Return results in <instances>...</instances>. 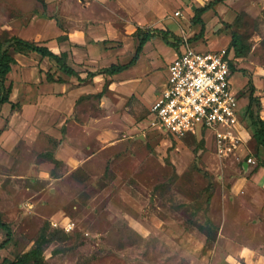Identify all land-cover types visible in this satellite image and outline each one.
<instances>
[{"label":"rangeland","instance_id":"374dc122","mask_svg":"<svg viewBox=\"0 0 264 264\" xmlns=\"http://www.w3.org/2000/svg\"><path fill=\"white\" fill-rule=\"evenodd\" d=\"M181 1L212 0H0V42L53 39L44 43L58 54L71 47L58 36L79 39L74 60L89 66L75 69L85 76L129 59L138 28L171 31L175 22L178 37L197 35L198 25L182 23L189 12L175 16ZM214 16L204 28L214 36L209 51L232 32L250 47L229 52L242 118L231 139L205 131L174 139L146 127L166 70L79 82L53 61L14 55L6 86L17 106L0 113V220L11 231L0 264L42 235L44 264H264V148L245 113L250 80L254 118L264 124V0H224ZM47 71L63 83L46 82ZM6 238L0 229V244Z\"/></svg>","mask_w":264,"mask_h":264},{"label":"built area","instance_id":"2783aa9c","mask_svg":"<svg viewBox=\"0 0 264 264\" xmlns=\"http://www.w3.org/2000/svg\"><path fill=\"white\" fill-rule=\"evenodd\" d=\"M176 48L166 69L165 86L148 109L147 128L174 139L198 131L231 139V129L241 117L231 58L224 49L196 50L187 38L178 41ZM219 128L228 131L219 133Z\"/></svg>","mask_w":264,"mask_h":264},{"label":"trees","instance_id":"16d2710c","mask_svg":"<svg viewBox=\"0 0 264 264\" xmlns=\"http://www.w3.org/2000/svg\"><path fill=\"white\" fill-rule=\"evenodd\" d=\"M224 0H212L209 3L205 4L202 7L195 9L194 16L191 20L192 24L200 25L201 29L200 32L189 40H197L203 36L204 33V23L201 20V15L209 10H213L214 7L218 3H222ZM137 40V46L134 50V53L130 59V61L126 64H111L107 68H102L96 71L95 73L87 72L86 77L82 79L80 77V73L74 70L67 62V53L60 52L59 54H55L49 48H47L43 44H38L32 41L24 40L20 37L13 36L9 39L0 42V109L4 104H8L11 109H14L17 104H13L10 102V94L12 90L11 84L6 86L7 75L11 72L12 66L16 63L14 55L20 54L23 52L26 53H33L39 56L42 59H47L48 61H53L55 64L56 70L66 77H73L76 78L79 82H85L86 79L93 78L96 75H104L108 77H113L122 73L123 71L128 70L132 65L136 63L139 58L140 53L142 52L143 46L147 41L151 38L158 36L161 40L170 47H176L180 38L175 36L172 32L167 30H153V31H142L141 29H137L134 34ZM67 36H58L56 38L57 43H62L67 41ZM229 49H231L234 53L235 57H241L247 54L250 50V47L243 44L240 37L232 32ZM231 70L235 72L234 66L230 65ZM46 82H52L57 84H62L63 79L56 78L54 73L47 71L45 74ZM249 103L246 106L245 113L247 112L249 120L252 124L251 126H258V129H253L252 139L258 144L260 147L264 148V124L262 121L257 120L254 118V112L252 110L253 104L260 106L258 103V99L254 97V87L252 82L249 80ZM258 109V108H257ZM242 118L240 117V120ZM262 166H259V168ZM0 229H2L6 233V240L0 244V250L9 242L11 238V231L9 227L4 224L0 220ZM49 240L45 236H40L37 240L35 246L28 252L23 253L22 255L16 257L11 262H5L4 264H44L43 258V247L47 244Z\"/></svg>","mask_w":264,"mask_h":264},{"label":"crops","instance_id":"0c3cea01","mask_svg":"<svg viewBox=\"0 0 264 264\" xmlns=\"http://www.w3.org/2000/svg\"><path fill=\"white\" fill-rule=\"evenodd\" d=\"M181 3V5H183V7H184V12L182 13V14H178V15H175L176 16V18H178V17H182L183 16V14L184 13H186V12H189V14L186 16L185 15V17L187 18H189L190 19V14H191V12L193 13V15H191V17L193 18V16H194V12H195V9H197V8H199V7H202V6H204V5H198L197 7H191V8H188L187 6H185L184 5V3L181 1L180 2ZM209 3V2H208ZM219 4H221V3H218L217 5H219ZM216 5V6H217ZM191 6V5H190ZM215 6V7H216ZM215 7H214V9L213 10H209V11H207V12H205L204 14H202L201 15V20L203 21V23L204 22H206V20H207V22L204 24V28L205 27H207V26H209L210 25V22H212L213 20L211 19V18H215V16H214V13H215ZM183 19V24H184V28L186 27V25L185 24H187V26L188 25H191V20H192V18H191V20L189 21V19L187 18V19ZM34 24V23H33ZM195 26L196 25H198V24H194ZM167 26H168V28L171 30L170 32H174L173 34L175 35V36H180V32H181V34H184V31L183 30H181L178 26H177V24L175 23V22H169V23H167ZM199 27H200V25H198ZM200 29H201V27H200ZM200 29H199V32H200ZM155 30H164V29H155ZM168 31V30H167ZM53 32V31H52ZM51 32V30L49 31V33H52ZM198 32V33H199ZM209 34H208V31H205V29H204V33H203V36L201 37V38H199V39H197V40H192V41H196L197 42V46H198V43L201 45V46H204V49H202L203 51H209V47L207 46V39L209 38V37H214L213 36V33H212V30L210 29L209 30ZM197 33V34H198ZM134 36V35H133ZM196 36V35H195ZM195 36H193V37H195ZM20 38H22V39H24V40H28V38L29 37H27V36H24V37H22V36H19ZM68 37V36H67ZM192 37V38H193ZM180 38V40L182 39V38H186V37H179ZM192 38H190V39H192ZM188 39V38H187ZM50 40V41H49ZM49 40H45V41H43V43H40V44H43V45H45L46 47H47V45L45 44V43H52L53 44V39H49ZM56 40V39H55ZM71 40V41H70ZM189 40V39H188ZM29 41V40H28ZM47 41H49V42H47ZM190 42H191V44H192V41L191 40H189ZM45 42V43H44ZM68 42L69 43H71V47H69V48H67V49H65L64 47V49H61V52H66L67 53V62H68V59L70 60L71 59V61H72V65L71 64H69L74 70H76L75 69V65L77 66V65H79V64H83L84 66H89V65H87L88 63L86 62V61H75L74 60V58L77 56V54L78 53H80V47H79V44H78V42H79V39H76V41H72V39H70V38H68ZM133 52L130 54V57H129V59H126V60H124V61H122V62H119V63H117V62H113V63H110L109 64V66L111 65V64H126V63H128L129 61H130V59H131V57H132V55H133V53H134V50H135V48H136V46H137V40H136V38H135V36H134V40H133ZM229 43H230V41L226 44V45H218V47L214 50V51H220V50H225L226 52H227V54H228V56L231 58V56L229 55V52H231L232 50L231 49H229ZM47 48H49V47H47ZM52 52H53V46L51 47V48H49ZM206 49V50H205ZM82 51H84L83 49H82ZM176 52H177V48L176 47H170V46H168V45H166L162 40H161V38L160 37H158V36H155V37H153V38H151L149 41H147L146 43H145V45L143 46V49H142V52L140 53V55H139V58H138V60L136 61V63L134 64V65H132L128 70H126V71H123L122 73H120V74H118V75H115V76H123V75H126V74H128L129 76H131V77H138V76H141V75H147L148 73H151L153 70H156V72H159L157 69H160L161 70V72L160 73H164L165 72V70L167 69V66H168V64L173 60V58H174V56L176 55ZM233 52V51H232ZM55 54H57V53H55ZM59 54V53H58ZM70 55V56H69ZM233 55H234V53H233ZM83 55H81V60H82V58H84V57H82ZM71 57V58H70ZM76 59V58H75ZM73 60H74V63H73ZM79 62V63H78ZM157 64H159L160 66H161V68H158L157 67ZM102 68H107V66H103V67H101L100 69H102ZM57 71V70H56ZM77 71V70H76ZM96 71H98V70H96ZM58 72V71H57ZM78 72V71H77ZM87 72H92L93 73V69H91V68H89V69H87V71L85 72V76L83 75V74H79L80 75V77L82 78V79H84L85 77H86V73ZM95 72V71H94ZM155 72V73H156ZM59 73V72H58ZM10 74V73H9ZM8 74V75H9ZM61 74V73H60ZM157 74V73H156ZM167 74V73H166ZM7 75V76H8ZM62 75V74H61ZM64 76V75H63ZM84 76V77H83ZM100 76V75H99ZM115 76H113V77H115ZM66 77V76H65ZM96 76H94L93 78H95ZM106 77H108V76H106ZM166 77V76H165ZM66 78H73V77H66ZM92 78V79H93ZM166 81V80H165ZM165 81H164V83L162 84V86H160L159 87V89H160V91L164 88V86H165ZM48 83H52V82H48ZM53 84V83H52ZM57 84V83H56ZM60 85V84H59ZM160 93V92H159ZM156 98V97H155ZM154 98V99H155ZM154 99H153V101H154ZM9 100H10V98H9ZM152 101V102H153ZM11 102V101H10ZM152 104V103H151ZM5 105H8V104H4L3 106H5ZM2 106V107H3ZM1 107V108H2ZM150 107V106H149ZM149 109V108H148ZM2 111H1V109H0V113H1ZM147 115H148V110H147V113H146V118H147ZM146 118H145V122H146ZM146 127H147V124H146Z\"/></svg>","mask_w":264,"mask_h":264}]
</instances>
